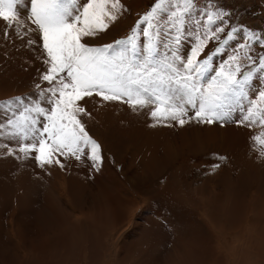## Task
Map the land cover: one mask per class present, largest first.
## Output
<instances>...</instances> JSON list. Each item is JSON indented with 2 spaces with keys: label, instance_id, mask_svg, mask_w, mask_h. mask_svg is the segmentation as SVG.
<instances>
[{
  "label": "rangeland",
  "instance_id": "obj_1",
  "mask_svg": "<svg viewBox=\"0 0 264 264\" xmlns=\"http://www.w3.org/2000/svg\"><path fill=\"white\" fill-rule=\"evenodd\" d=\"M155 2L121 0L125 10L115 22L106 21L107 30L89 43L112 44L132 35ZM194 2L214 19L221 12L225 21L219 40L206 41L198 54L204 58L223 45L211 61L214 70L200 83L206 86L220 66L227 71L239 65L241 73L254 69L250 89L257 96L249 93L257 104L253 120L172 126L170 119L151 116L154 105L133 110L122 100H91L85 106L91 116L83 122L100 145L99 160L61 157L65 167L42 168L31 156L0 155V161L14 162L0 165V264H248L251 259L264 264V144L255 139L264 138V124L259 123L264 101L257 98L264 91V70L259 68L264 1ZM191 26L196 27L189 20ZM232 26L248 30L247 36L240 31L223 44ZM3 30L0 20V102L35 94L36 85L46 83L38 77L47 67L42 33H33L37 43L28 46L14 34L5 39ZM199 34L183 39L182 56H190L200 44ZM256 38L262 43L253 42ZM140 40L144 42L142 36ZM15 41L22 43L21 49ZM241 43L246 47L240 48ZM22 50L30 51L32 61L21 57ZM248 106L245 99L234 119L246 115ZM0 115L5 118L3 109Z\"/></svg>",
  "mask_w": 264,
  "mask_h": 264
},
{
  "label": "snow or ice",
  "instance_id": "obj_2",
  "mask_svg": "<svg viewBox=\"0 0 264 264\" xmlns=\"http://www.w3.org/2000/svg\"><path fill=\"white\" fill-rule=\"evenodd\" d=\"M124 10L121 0H0L4 38L14 34L31 46L37 43L32 34L42 33L46 52L42 58L47 66L40 74L46 83H38L35 94L0 102L6 113L0 120V155L31 156L42 168L52 164L63 168L61 157L99 160L100 145L89 136L83 122L91 116L85 106L97 98V103L122 100L133 110L154 105L151 116L170 119L172 126L191 121L222 126L253 120L256 105L248 88L255 78L254 69L241 73L239 65L234 70L229 66L227 71L220 66L206 86L200 83L214 70L211 61L222 50L223 45H218L213 54L198 56L206 41L219 40L217 34L225 31L221 12H216L214 19L212 12L200 9L194 0H156L132 35L112 44L89 43L107 30L106 21L115 22ZM189 20L195 28L188 29ZM240 31L247 36L248 30L230 27L223 44ZM194 32L200 33V44L190 56H182L180 45ZM253 42L262 43L259 38ZM244 47L241 43L240 48ZM247 59L256 63L251 55ZM259 68L264 70V56ZM258 95L264 101V91ZM245 99L249 101L243 109L247 114L237 121L234 112ZM259 123L264 124V112ZM255 139L264 144L262 136Z\"/></svg>",
  "mask_w": 264,
  "mask_h": 264
},
{
  "label": "bare ground",
  "instance_id": "obj_3",
  "mask_svg": "<svg viewBox=\"0 0 264 264\" xmlns=\"http://www.w3.org/2000/svg\"><path fill=\"white\" fill-rule=\"evenodd\" d=\"M263 1H264V0H263ZM192 26H193V25H192ZM192 26H191V27H192ZM194 28H195V27H194ZM191 29H193V27H192ZM14 38H15V37H14ZM14 38H12V39H14ZM12 39H11V40H12ZM190 39H191V38H190ZM11 40H10V42H11ZM14 40H15V39H14ZM14 40H13V41H14ZM16 41H18V40L16 39ZM16 41H15V42H16ZM191 41L194 42V38H193ZM21 42H22V41H21ZM19 43H20V41H19ZM19 43H18V44H19ZM14 44H15V43H14ZM14 44H13V45H14ZM16 44H17V42H16ZM18 44H17L16 46H17V47L19 46V48H20V47H21L20 45H22V43H21L20 45H18ZM25 45H26V44H25ZM24 47H25V46H23L22 48H24ZM20 49H21V48H20ZM27 49H28V48H27ZM27 49H23V50H27ZM23 50H22V53L19 52V53L21 54V57H22V54H23L25 57H27L28 59H30V61H32V60H31L32 57L30 56V54H31L30 51H26L25 53H23V52H24ZM14 52L16 53V51H14ZM17 53H18V52H17ZM38 54H39V53H38ZM31 55H32V54H31ZM32 56H33V55H32ZM36 56H37V55H36ZM17 57H18V56H17ZM30 57H31V58H30ZM22 58H23V57H22ZM34 58H35V56H34ZM33 60H34V59H33ZM221 60H222V59H221ZM23 62H25V60H24ZM217 64H218V63H217ZM35 70H36V69H35ZM30 78H31V77H30ZM38 79H41V78L38 77ZM260 79H261V78H260ZM260 79H259V80H260ZM248 90H250L249 93H254V96H257V95H255L256 92H254V89H253V88H252V90H251L250 87H249ZM257 98H259V96H258ZM257 102H258V100H256V103H257ZM108 103H109V102H108ZM108 103H107V104H108ZM95 104H96V103H95ZM107 104H106V106L108 107ZM99 105H100V104H99ZM101 105H102V104H101ZM256 105H257V104H256ZM99 107H100V106H99ZM104 108H105V107H104ZM101 109H102V107H101ZM106 109H107V108H106ZM118 109H119V108H118ZM108 110H109V109H108ZM102 111H103V110H102ZM90 112H91V111H90ZM96 112H97V111H96ZM2 114H3V113H2ZM243 115H244V114H243ZM2 116H4V115H2ZM2 116L0 115V120H3V119H4V118H2ZM93 116H94V115H93ZM99 116H100V115H99ZM239 118H240V117H239ZM103 121H104V120H103ZM88 122H89V121H88ZM252 123H253V122H252ZM15 151H16V150H15ZM20 156H21V159H23V160L26 158V157L23 156V154H20ZM28 159H29V158H28ZM23 160H22V161H23ZM29 161H31V160L29 159ZM91 161H92V160H91ZM12 162H13V161H12ZM12 162H7V160H6V161L1 160V161H0V165H1L2 168H5L8 164H12V165H14V162H13V163H12ZM16 163H17V162H16ZM16 163H15V164H16ZM23 164H24V163H23ZM78 164H79V163H78ZM83 164H84V163H83ZM18 165H19V163H18ZM64 167H65V166H64ZM13 168H14V167H13ZM24 168H25V167H24ZM28 169H29V168H28ZM24 170H25V169H24ZM91 170H92V169H91ZM20 171H21V170H20ZM30 171H31V169H30ZM20 173H21V172H20ZM30 173H31V172H30ZM23 174H24V172H23ZM27 174H28V172H27ZM27 174H26V175H27ZM109 174H110V172L107 173V175H109ZM21 175H22V174H21ZM24 175H25V174H24ZM28 176H29V175H28ZM28 176H24L25 179H26ZM21 177H22V176H21ZM21 177H20V178H21ZM17 179H18V178H17ZM28 179H29V178H28ZM23 181H24V180H23ZM23 181H22V182H23ZM30 182H32V181H30ZM17 183H18V182H17ZM22 184H23V183H22ZM28 186H29V185H28ZM15 188H16V187H15ZM206 253H208V251H207ZM220 257H221V256H220ZM257 259H259V258H257ZM218 260H219V259H218ZM259 261H260V259H259ZM261 262H263V261L261 260ZM220 263H221V262H220ZM220 263H218V264H220ZM253 263H254V262H253L252 259H251L250 262H248V264H253ZM242 264H243V263H242Z\"/></svg>",
  "mask_w": 264,
  "mask_h": 264
}]
</instances>
